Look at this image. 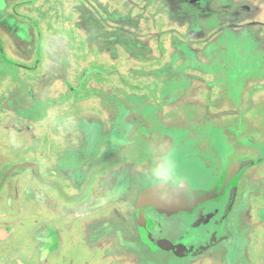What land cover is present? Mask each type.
<instances>
[{
	"label": "rangeland",
	"instance_id": "obj_1",
	"mask_svg": "<svg viewBox=\"0 0 264 264\" xmlns=\"http://www.w3.org/2000/svg\"><path fill=\"white\" fill-rule=\"evenodd\" d=\"M263 146L264 0H0V264H167L141 194ZM240 187L188 261L264 264V163Z\"/></svg>",
	"mask_w": 264,
	"mask_h": 264
},
{
	"label": "water",
	"instance_id": "obj_2",
	"mask_svg": "<svg viewBox=\"0 0 264 264\" xmlns=\"http://www.w3.org/2000/svg\"><path fill=\"white\" fill-rule=\"evenodd\" d=\"M200 0H192L196 2ZM257 158L243 157L232 162L211 188L198 190L196 196L183 199L158 184L147 191L139 199V209L145 218L156 222L152 230L146 228L150 242L159 249L190 255L203 253L207 248H186L177 243L191 230L202 228L214 221L217 225L223 223L237 198L239 184L248 167L264 161V150ZM16 166L35 167L36 163L25 162ZM166 182V181H165ZM4 180L0 184L3 185ZM177 244V245H176Z\"/></svg>",
	"mask_w": 264,
	"mask_h": 264
},
{
	"label": "flooded vegetation",
	"instance_id": "obj_3",
	"mask_svg": "<svg viewBox=\"0 0 264 264\" xmlns=\"http://www.w3.org/2000/svg\"><path fill=\"white\" fill-rule=\"evenodd\" d=\"M244 157H248V156H244ZM262 163H264V161ZM257 165H259V164H257ZM244 175H245V173H244ZM244 175L242 176L241 181H242ZM185 178L188 179L187 177H185ZM182 180H183V178H182ZM241 181H240V183H241ZM169 182L170 181L163 182V183H166L169 186H175V185H178L180 183L179 182L177 184H174V183H169ZM205 188H207V187H205ZM240 188L241 187H240V184H239V190H238V193H237L236 201L239 198ZM246 196L247 195H245V198H246ZM245 198H244V202H245ZM235 202H234V204H235ZM234 204L231 207V209L229 210V212L227 214V217H226V219H225V221L223 223L217 225L214 221H211L208 225L203 226L202 228L193 229L188 234L185 235L183 240L179 241L177 244L182 246V247H186V248H191V247L194 246V247H197V249H199V248H203V247L204 248H209L210 246H212L215 243L217 244L218 242H220L222 240L224 241V239H226L227 241L228 240H232L234 238V233L232 231L233 230L232 227H230V220L229 219H230L231 211H232V209L234 207ZM141 220H142L141 225H143V229L144 230L142 229V227H141V229L146 233V228L149 226L148 229L152 232V230L156 226V222H154L153 220L151 221V219H149V218H146V220H147L146 221L147 225H146L145 224V218L143 217ZM150 228H152V230ZM152 235H153V232H152ZM145 237L146 238H144L145 240H143V241H146L147 243H149L154 248H158V247H156L155 245H153L150 242V240L148 239L147 235H145Z\"/></svg>",
	"mask_w": 264,
	"mask_h": 264
},
{
	"label": "crops",
	"instance_id": "obj_4",
	"mask_svg": "<svg viewBox=\"0 0 264 264\" xmlns=\"http://www.w3.org/2000/svg\"><path fill=\"white\" fill-rule=\"evenodd\" d=\"M261 150H264V146L263 147H261ZM262 153H263V151H262ZM261 153V154H262ZM259 156H261V155H259ZM105 158H106V154H105V157L103 158L104 160H105ZM260 164H262V163H260ZM39 166V165H38ZM39 169L40 168H38V170H37V176L39 177V176H41V178H42V176H43V174H41L40 172H39ZM185 177H189L187 174H185V173H182ZM220 176H221V174H220ZM184 177V178H185ZM167 182V181H166ZM52 184H55V183H52ZM55 186H57L58 187V185H55ZM214 186V185H213ZM212 187V186H211ZM210 187V188H211ZM1 189V188H0ZM208 189V188H207ZM28 192V191H27ZM241 193H242V191H241ZM28 194H30L29 192H28ZM60 194H61V192H60ZM240 194V193H239ZM71 195V194H70ZM70 195H69V197H70ZM47 197V196H46ZM46 240H48V241H50L51 240V238H46ZM142 244H143V241H142ZM149 246V245H148ZM157 247V246H156ZM208 249V248H207ZM206 249V250H207ZM150 250H153L152 252H154V253H157L156 252V250H158V251H162V252H169V253H157L156 255H155V257L156 258H158V259H161L162 257L163 258H166V260H167V264H195V263H193L192 261H188L187 259L188 258H194V259H197V258H199V257H201V256H204L205 254H207V253H198V254H190V255H177L176 253H172L171 251H168V250H164V249H159V248H155V249H153V248H150ZM166 254H168V255H166ZM239 254L240 253H227L225 256H227V257H225V256H223V258H224V260H227V258L229 259V260H236V262L235 263H237V264H240V261H239ZM225 262V261H224Z\"/></svg>",
	"mask_w": 264,
	"mask_h": 264
},
{
	"label": "bare ground",
	"instance_id": "obj_5",
	"mask_svg": "<svg viewBox=\"0 0 264 264\" xmlns=\"http://www.w3.org/2000/svg\"><path fill=\"white\" fill-rule=\"evenodd\" d=\"M188 174H190V173H188ZM193 177H195V176H193ZM189 178H192V177L189 176ZM160 185H162L163 188L171 191L175 196L183 198V199H190V198L196 196L197 193L199 192L198 191L199 187H196L193 184H191L186 178H183V180L178 185H175V186H169L166 183H161ZM200 186H202V185H200Z\"/></svg>",
	"mask_w": 264,
	"mask_h": 264
},
{
	"label": "trees",
	"instance_id": "obj_6",
	"mask_svg": "<svg viewBox=\"0 0 264 264\" xmlns=\"http://www.w3.org/2000/svg\"><path fill=\"white\" fill-rule=\"evenodd\" d=\"M239 159H240V158H239ZM237 160H238V159H237ZM143 194H144V193H142L141 196H142ZM141 196H140V197H141ZM138 205H139V204H138ZM138 208H139V206H138ZM139 214H140V217H141V219H142V218H143V214L141 213L140 209H139ZM195 246H196V245H195ZM191 248H193V249H197V247H194V246L191 247Z\"/></svg>",
	"mask_w": 264,
	"mask_h": 264
}]
</instances>
